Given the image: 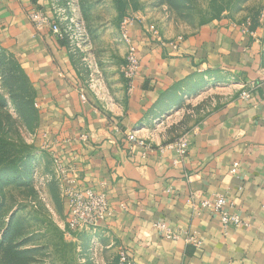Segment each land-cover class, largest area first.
<instances>
[{
	"label": "crops",
	"instance_id": "obj_1",
	"mask_svg": "<svg viewBox=\"0 0 264 264\" xmlns=\"http://www.w3.org/2000/svg\"><path fill=\"white\" fill-rule=\"evenodd\" d=\"M51 4L0 0V44L38 82L41 147L56 156L69 187L107 194L111 212L97 226L106 246L127 251L131 264H264V83L241 95L246 82L261 81V41L223 21L169 43L136 24L141 71L132 91L103 109L84 96L71 48L29 18L39 9L55 24ZM185 133V157L159 150ZM215 195L227 196L249 225L225 229L210 208L191 202ZM157 221L180 238L165 236Z\"/></svg>",
	"mask_w": 264,
	"mask_h": 264
},
{
	"label": "rangeland",
	"instance_id": "obj_2",
	"mask_svg": "<svg viewBox=\"0 0 264 264\" xmlns=\"http://www.w3.org/2000/svg\"><path fill=\"white\" fill-rule=\"evenodd\" d=\"M51 3L84 96L103 109L129 91L123 69L134 41L122 35L126 20L167 43L223 21L253 33L264 46V0ZM27 68L17 51L0 44V264H119L123 250L106 246L98 227H68L69 179L56 156L41 147L38 82Z\"/></svg>",
	"mask_w": 264,
	"mask_h": 264
},
{
	"label": "built area",
	"instance_id": "obj_3",
	"mask_svg": "<svg viewBox=\"0 0 264 264\" xmlns=\"http://www.w3.org/2000/svg\"><path fill=\"white\" fill-rule=\"evenodd\" d=\"M36 28L42 30L46 27H51L52 31L56 33L61 39L65 37L64 31L58 24H52L49 17L40 10H34L31 13ZM132 28L133 22L126 20L122 26L123 37L132 43ZM134 41V40H133ZM124 74L127 80H130L129 91H132L134 81L138 77L141 71V59L139 51L137 50L135 43L131 44V50L129 51L126 65L124 66ZM261 81H248L244 84V89L241 95L245 98H250L251 90L259 87L260 83H264V71L262 73ZM128 138L132 142H138L143 144V141H139L135 133L128 135ZM159 150L162 152L174 151L180 158L185 157L188 154L190 147V136L188 133L181 134L172 141L158 145ZM178 161H175L177 163ZM240 163L235 162L232 168V172L238 170ZM66 196L69 202L68 208V227L73 231H83L90 228L97 227L104 222L110 215V203L108 196L105 192L97 191L90 187H79L78 185L70 186L66 191ZM192 200V199H191ZM194 203L196 207L210 208L211 211L218 215L220 221L225 229L230 226H248L249 223L239 214L229 209L233 207V203L227 196L215 195L214 197H207L202 199L199 203ZM154 227L159 231H162L165 236L172 239H179L180 235L176 232H172L166 222L157 221L154 223ZM186 240L194 243L196 246L201 245V241L193 236L188 235ZM119 264H131L130 256L127 251L120 252Z\"/></svg>",
	"mask_w": 264,
	"mask_h": 264
},
{
	"label": "trees",
	"instance_id": "obj_4",
	"mask_svg": "<svg viewBox=\"0 0 264 264\" xmlns=\"http://www.w3.org/2000/svg\"><path fill=\"white\" fill-rule=\"evenodd\" d=\"M64 40V39H63Z\"/></svg>",
	"mask_w": 264,
	"mask_h": 264
}]
</instances>
